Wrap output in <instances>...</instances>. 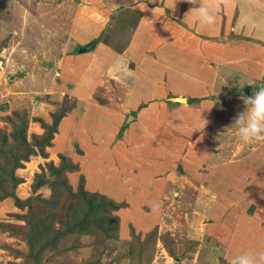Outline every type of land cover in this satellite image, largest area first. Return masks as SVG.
I'll list each match as a JSON object with an SVG mask.
<instances>
[{
	"label": "crops",
	"instance_id": "crops-1",
	"mask_svg": "<svg viewBox=\"0 0 264 264\" xmlns=\"http://www.w3.org/2000/svg\"><path fill=\"white\" fill-rule=\"evenodd\" d=\"M137 1L122 0L120 4ZM152 1L168 2V10H178L177 18L168 17L157 25L154 21L159 13L145 11L137 25L131 27L120 50L102 41L103 13L100 5H94L98 0H54L56 9L61 10L58 19H66L69 25L59 28V24L53 23V17L46 14L47 22L41 23V32L48 40L58 35L65 37L63 32L68 37L65 41L57 39L59 45L55 48L51 45L54 48L51 51L57 54L54 67L49 76L43 71L44 76L37 82L44 88L50 87L55 97L66 87L79 107L80 102L84 103L82 112L88 104L96 110V115L89 117L93 119L90 137L83 131L87 116L78 115V109H73L71 114L79 120L71 122L69 129L60 122L63 134L77 137L95 165L99 164V158L108 156L122 171V180L115 187L119 191L101 187L98 182H92L89 187L103 188L110 194L121 193L123 183L122 193L139 188L141 193L150 195L147 199H151L150 204L159 212L170 205L175 211H185L193 203L191 213H200V208H205L208 214L216 215L221 207L224 212L232 213L236 207L244 208L248 204L252 211L245 212L240 220H257L264 225V160L255 156L260 146L251 148L247 156L234 158L235 148L230 149V142L237 132L230 128L233 121L230 124L228 120L222 121L223 115L232 117L244 111L242 97H250L257 87H264L263 33L241 18L239 0H230L227 6L221 7L217 23L212 27L199 23L195 14L186 17L192 5L184 0H143L141 6L146 7L144 3ZM256 2L264 1L248 0L252 5ZM238 32L243 36H236ZM93 41L94 46L86 50ZM49 42L50 45L52 41ZM96 66L101 68L100 73L95 72ZM117 68L121 70L120 75ZM238 72L242 79L239 77L238 82L230 79L232 73L236 76ZM90 79H94L93 85L97 88L87 90L85 85ZM102 79L113 80L118 87L108 90L109 103L104 105L92 98V95L100 96ZM248 85L250 93V88L246 90ZM219 100L223 103L220 111L217 110ZM227 101L230 104L225 105ZM109 115L114 120L106 128ZM139 118L144 121H138ZM75 125L77 130L72 134ZM142 127L147 128L143 132L147 138L138 140L135 137ZM95 143L97 147L92 146ZM107 166L102 171L113 181L117 180L116 171ZM214 199L219 201L216 205L211 203ZM200 221L196 216L194 226ZM228 225L233 231V226L241 224L229 222ZM260 240L264 242L263 238L254 239V244L245 249H255V243ZM231 252L234 253L226 254H237L234 247Z\"/></svg>",
	"mask_w": 264,
	"mask_h": 264
},
{
	"label": "rangeland",
	"instance_id": "rangeland-1",
	"mask_svg": "<svg viewBox=\"0 0 264 264\" xmlns=\"http://www.w3.org/2000/svg\"><path fill=\"white\" fill-rule=\"evenodd\" d=\"M98 1L100 2L98 4L96 2L94 5H100L101 10L98 9L97 13L99 10L103 13L101 16L103 20L100 21L104 26L101 31V33L104 32L102 41L111 44L115 48L114 50L124 47L131 27L137 25L142 14H146L145 11L154 10L159 13L158 18L154 21V24L157 25H161L162 20L168 17L175 20L178 15V10L171 12L167 9L168 2H147L144 3L146 5L144 7L141 6L143 0L129 4L124 2L120 4L122 0ZM239 2L242 5H240L241 18L244 17L245 22L253 24L255 29H261L259 33H263L264 36L262 14L264 2H256L254 5L248 3V0H239ZM45 14L51 15L53 23L59 24V28L63 24L69 25L66 19H58L61 10L56 9L54 0H0V140L2 132H4L8 139L7 143L11 145L19 146L22 149L21 147L25 146L27 141L31 146L37 147V152L35 151V154L31 155L27 161H22L23 165L14 170V175L21 179L16 187L15 195L21 200H26L29 197L31 205L26 202L24 206H19L13 195L5 196L0 193V264H220L222 261L226 262L225 257H230L226 254L228 251L234 253L231 252L233 247L238 253V248L241 252L246 250V246L251 247L254 244V239H264V225L258 223L257 220H240L244 218L245 212L248 213L251 210V205L248 204L244 208L236 207L232 213H230L231 211L224 212L221 207L219 212L216 211V215L208 214L207 211L205 212V208H200V213H191L193 203H190L188 211H175L170 205V208H163V211L159 212V210L156 211L154 205L150 204L151 199H147L150 195L141 193L142 190L139 188L131 190V193H122L124 191L123 183V186H120L121 193L110 194L104 192L103 188L89 187L92 182H98L101 187L114 188L119 191L117 188L120 178L122 180L120 175L122 171L119 164L112 163V159L108 156L103 157L102 160L99 158V164L95 165L91 161V155L86 156V151H89L85 150V145L79 142L75 136L73 138L72 135H64L63 128H60L61 121L62 124L65 123L64 126L67 129L71 126V122H76L77 119L75 120L71 113L73 109H78V115L85 114L87 116L84 118L86 128L84 127L83 131L90 137L92 132H89V126H93V119H89V117L96 115V110L88 104V109L86 108L82 112L84 103L80 102L79 107L75 96L71 90L67 91L66 87L63 90L64 94L60 91L55 97L54 93L50 91V87L44 88L37 82L39 77L44 76L43 71L49 76V72H52L54 67L57 54L53 50V52L51 51L53 48L51 45L55 48L56 45H59L57 39L65 41V37H68V33L63 32L65 37L58 35L56 39L51 37L48 40L41 32V23L47 22ZM105 28L106 30H104ZM236 36H243V34L238 32ZM49 41H52L50 45ZM98 41L95 40V42ZM96 69L95 72H101L100 67L96 66ZM120 71L117 68V74ZM234 74L232 73L230 79L233 78L236 82L240 80L239 77L243 78L239 72L236 76H233ZM102 80L100 96L92 95V98L104 105L109 103L107 98L109 96H106L108 90L112 91L111 88L117 90L118 87L113 80ZM128 80L130 81V78ZM230 81L232 82V80ZM94 82V79H90L89 84L85 85L88 87L86 89L97 88V85H93ZM68 86L70 87V85ZM234 89H237V86H234ZM250 90L251 88L248 93ZM176 100L178 101V98ZM217 103V110L220 111L223 103L220 100ZM227 104L230 102L227 101L225 105ZM143 105L145 106V103L141 106ZM61 111H63L61 117L56 121V117ZM234 116L236 115L233 114L232 117L223 115L222 121L228 120L227 123L230 124ZM112 120L114 118L109 115L106 128L111 126ZM141 120L143 118H139L138 121ZM43 122L54 123L57 128L54 127L56 130H52L54 132L50 140L51 143L46 145L41 152L38 143L42 141L45 134ZM76 126L72 127V134L77 130ZM20 129H23L24 134H17ZM146 130L147 128H140L139 138L138 136L135 138L138 140L147 138L143 134ZM33 135L38 138L36 139ZM233 135L235 136L230 142V149L235 148L234 158L247 156L248 152H251V148L258 144L260 148L255 156L264 160V142L243 143L237 133H233ZM23 136H26L25 143ZM20 142H22L21 145ZM97 145L98 143H95L92 146L97 147ZM235 145L237 146L235 147ZM29 149L30 147H28ZM24 151L21 150L22 153ZM240 154L242 155L240 156ZM108 158L109 160H106ZM2 161L3 158L0 157V163ZM70 163L78 165L77 170L69 171L66 174L68 183L73 190H76L82 182L83 189L91 193L95 192V195H104V198L97 197V201H105L108 197L117 204L116 210H111L108 207L110 210L105 212L110 219L108 225L110 231L105 232L104 229L101 230L95 226L89 234L68 235L62 238L53 250H45L39 254L36 262L32 256L30 259L26 256L29 246L26 241L28 228L25 220L28 217L30 219H35V216L44 217L45 205L41 201H37L34 195L40 194L47 198L50 195V189L48 185L44 184L34 191L32 185L38 180L54 179L57 173L56 170L54 171V167L60 168ZM103 163L108 164L107 167L116 171L117 180L113 181L102 171V167L105 165H102ZM11 166L12 164L6 167L10 168ZM83 166L88 167V174ZM144 182L145 180L141 183ZM229 182L231 183V181ZM8 183L12 185L11 182ZM8 183H5L6 187L9 186ZM152 197L154 196L152 195ZM214 200L211 203L216 205L219 201ZM221 200L223 201V199ZM228 200L231 201L232 197ZM69 201L66 195L61 198L56 211L58 219L54 220L55 229H60L59 220L66 216V206ZM195 202L199 203L197 200ZM170 211L172 212L168 213ZM260 214L263 216L262 213ZM196 216L201 221L194 226ZM229 222L241 224L233 226L236 236L233 235L232 229L227 228ZM238 229L239 231H237ZM254 246L255 249H264V242L257 241Z\"/></svg>",
	"mask_w": 264,
	"mask_h": 264
},
{
	"label": "trees",
	"instance_id": "trees-1",
	"mask_svg": "<svg viewBox=\"0 0 264 264\" xmlns=\"http://www.w3.org/2000/svg\"><path fill=\"white\" fill-rule=\"evenodd\" d=\"M182 102H185V99H183ZM62 112L63 111L57 115L56 121H58V119L61 117ZM53 124L54 123L49 124L45 122L42 124L45 134L43 133L44 136L41 135L43 136L42 141L38 143L41 152L46 145L51 143L50 140L52 138L53 132L56 130L54 127L57 128L56 124L52 126ZM53 129L54 131H52ZM22 133L24 134L23 129L17 131V134ZM1 137L0 157L3 158V161L0 163V193L1 195L5 196L13 195L19 206H24L26 202L28 205H31V200L29 197L26 200H21L15 195L16 187L20 183L21 179L14 175V170L23 165L22 161H27L31 155L35 154V151L37 152V147L31 146L30 143H27L25 139L26 136H23V142L25 143L26 141V143L25 146L22 145V149H20L19 146H14L7 143L8 139L4 132H2ZM33 137L36 139L38 138L35 135H33ZM21 144L22 142H20V145ZM28 147H30L29 150ZM25 149L26 151H24ZM21 150L24 151V153H22ZM41 154L43 155L44 153ZM10 164H12L10 168L6 167ZM77 168L78 165L74 163H70L67 166L64 165L60 168L54 167V171L56 170L57 172L54 179L38 180L32 185L34 191L44 184L48 185L50 189V195L49 197L44 198L40 194H35L34 196L36 200L41 201L45 205V215L43 218H38L33 213L35 219H30L28 217V219L25 220L28 228L26 232V241L27 245L29 246L26 256L29 259L32 256L37 262L39 254L45 250H53L56 248V245L59 244V241L68 235L89 234L92 232L95 226L101 230L104 229L105 232H108V230L110 231L108 226L110 219L106 216L105 212L109 211L110 209L116 210L117 204L108 197L105 201H97V197H103L104 195H95V192L91 193L83 189L82 182L79 186H77L76 190H73L68 183L66 174L69 171L77 170ZM8 182H11L12 185H10ZM5 183L9 184V186H7L8 189ZM64 195H66L70 201L66 206V216L59 220V224H61L60 229H55L54 223L58 219L56 217V211L59 206V202ZM108 207H110V209ZM251 211L252 207L249 212ZM169 252L171 253V251ZM220 264H226V262L222 261Z\"/></svg>",
	"mask_w": 264,
	"mask_h": 264
},
{
	"label": "clouds",
	"instance_id": "clouds-1",
	"mask_svg": "<svg viewBox=\"0 0 264 264\" xmlns=\"http://www.w3.org/2000/svg\"><path fill=\"white\" fill-rule=\"evenodd\" d=\"M192 5L185 16L195 14L202 25L212 27L217 23V13L230 0H184ZM92 43V42H90ZM94 43V42H93ZM244 111L233 118L234 128L243 143L264 142V87L257 88L250 97H242ZM204 124L207 121L204 120ZM199 130V129H198ZM226 264H264V249H249L228 257Z\"/></svg>",
	"mask_w": 264,
	"mask_h": 264
},
{
	"label": "water",
	"instance_id": "water-1",
	"mask_svg": "<svg viewBox=\"0 0 264 264\" xmlns=\"http://www.w3.org/2000/svg\"><path fill=\"white\" fill-rule=\"evenodd\" d=\"M93 46H94V43H93V42H92V43H89V44L85 47V49H86V50H89V49H91ZM247 88H250L249 85L246 87V89H247Z\"/></svg>",
	"mask_w": 264,
	"mask_h": 264
},
{
	"label": "bare ground",
	"instance_id": "bare-ground-1",
	"mask_svg": "<svg viewBox=\"0 0 264 264\" xmlns=\"http://www.w3.org/2000/svg\"><path fill=\"white\" fill-rule=\"evenodd\" d=\"M249 88H247L246 90H248Z\"/></svg>",
	"mask_w": 264,
	"mask_h": 264
}]
</instances>
